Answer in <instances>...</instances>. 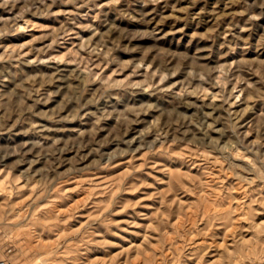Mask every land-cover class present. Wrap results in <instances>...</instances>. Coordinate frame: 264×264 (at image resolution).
<instances>
[{
    "label": "rangeland",
    "instance_id": "rangeland-1",
    "mask_svg": "<svg viewBox=\"0 0 264 264\" xmlns=\"http://www.w3.org/2000/svg\"><path fill=\"white\" fill-rule=\"evenodd\" d=\"M8 249L264 264V0H0Z\"/></svg>",
    "mask_w": 264,
    "mask_h": 264
},
{
    "label": "built area",
    "instance_id": "built-area-1",
    "mask_svg": "<svg viewBox=\"0 0 264 264\" xmlns=\"http://www.w3.org/2000/svg\"><path fill=\"white\" fill-rule=\"evenodd\" d=\"M11 255H12L11 249L5 250L3 252L0 250V264H16L11 259Z\"/></svg>",
    "mask_w": 264,
    "mask_h": 264
}]
</instances>
